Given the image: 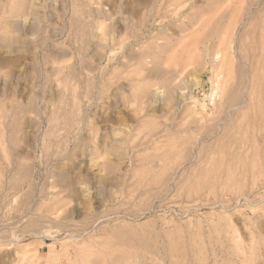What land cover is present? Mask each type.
Returning a JSON list of instances; mask_svg holds the SVG:
<instances>
[{
    "label": "rangeland",
    "instance_id": "rangeland-1",
    "mask_svg": "<svg viewBox=\"0 0 264 264\" xmlns=\"http://www.w3.org/2000/svg\"><path fill=\"white\" fill-rule=\"evenodd\" d=\"M0 264H264V0H0Z\"/></svg>",
    "mask_w": 264,
    "mask_h": 264
}]
</instances>
